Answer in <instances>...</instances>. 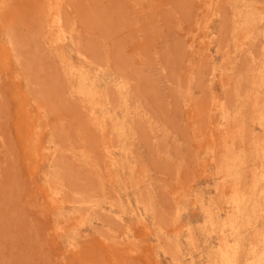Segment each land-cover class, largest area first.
I'll return each instance as SVG.
<instances>
[{
	"label": "rangeland",
	"instance_id": "374dc122",
	"mask_svg": "<svg viewBox=\"0 0 264 264\" xmlns=\"http://www.w3.org/2000/svg\"><path fill=\"white\" fill-rule=\"evenodd\" d=\"M0 264H264V0H0Z\"/></svg>",
	"mask_w": 264,
	"mask_h": 264
}]
</instances>
